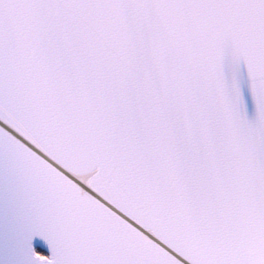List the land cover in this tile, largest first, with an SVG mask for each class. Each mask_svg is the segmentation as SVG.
Wrapping results in <instances>:
<instances>
[{
    "label": "snow or ice",
    "instance_id": "snow-or-ice-1",
    "mask_svg": "<svg viewBox=\"0 0 264 264\" xmlns=\"http://www.w3.org/2000/svg\"><path fill=\"white\" fill-rule=\"evenodd\" d=\"M0 264H264V0H0Z\"/></svg>",
    "mask_w": 264,
    "mask_h": 264
}]
</instances>
